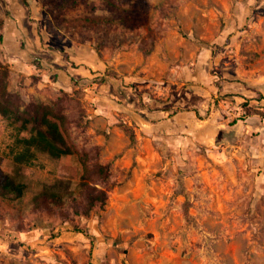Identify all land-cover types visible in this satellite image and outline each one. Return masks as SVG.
<instances>
[{
	"label": "rangeland",
	"instance_id": "rangeland-1",
	"mask_svg": "<svg viewBox=\"0 0 264 264\" xmlns=\"http://www.w3.org/2000/svg\"><path fill=\"white\" fill-rule=\"evenodd\" d=\"M0 27L10 89L69 93L112 170L77 215L78 154L17 165L0 114V173L27 186L0 197V264H264V0H0ZM45 185L79 201L35 209Z\"/></svg>",
	"mask_w": 264,
	"mask_h": 264
},
{
	"label": "trees",
	"instance_id": "trees-1",
	"mask_svg": "<svg viewBox=\"0 0 264 264\" xmlns=\"http://www.w3.org/2000/svg\"><path fill=\"white\" fill-rule=\"evenodd\" d=\"M4 35L0 27V44ZM154 43V41H153ZM11 69L0 60V114L18 130L17 144L21 150L14 156L17 165L30 164L38 152L47 153L55 158L78 154L81 173L78 167H69L81 179V195L85 200L84 209L75 208L77 215L105 209L109 201V190L99 186L100 181H107L112 174L110 164L100 158V147L84 148L74 139V117L69 111L74 97L62 90L61 95L50 103L26 101L18 91L10 89ZM264 119V106L257 109ZM26 184L19 182L10 173H0V197L22 198L26 193ZM55 185H45L34 197L35 209L63 207L71 202H78V197L66 198ZM192 202L186 199L185 214L192 219ZM86 232L84 229H78Z\"/></svg>",
	"mask_w": 264,
	"mask_h": 264
},
{
	"label": "crops",
	"instance_id": "crops-1",
	"mask_svg": "<svg viewBox=\"0 0 264 264\" xmlns=\"http://www.w3.org/2000/svg\"><path fill=\"white\" fill-rule=\"evenodd\" d=\"M14 48H16V47H14ZM17 52H18V49L16 48V49L12 50L11 55H12V53H13V55H15ZM68 87H69V85H68Z\"/></svg>",
	"mask_w": 264,
	"mask_h": 264
}]
</instances>
